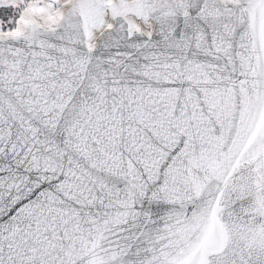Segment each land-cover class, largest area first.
<instances>
[{
	"label": "snow or ice",
	"instance_id": "snow-or-ice-1",
	"mask_svg": "<svg viewBox=\"0 0 264 264\" xmlns=\"http://www.w3.org/2000/svg\"><path fill=\"white\" fill-rule=\"evenodd\" d=\"M0 264H264V0H0Z\"/></svg>",
	"mask_w": 264,
	"mask_h": 264
}]
</instances>
